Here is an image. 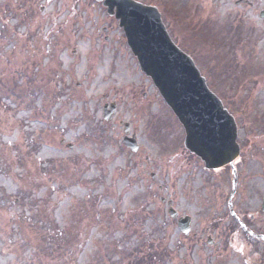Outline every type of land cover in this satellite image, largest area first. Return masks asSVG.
<instances>
[{"label":"rangeland","instance_id":"374dc122","mask_svg":"<svg viewBox=\"0 0 264 264\" xmlns=\"http://www.w3.org/2000/svg\"><path fill=\"white\" fill-rule=\"evenodd\" d=\"M140 1L159 7L176 41L238 117V165L250 189L263 194L264 166L258 168L253 148L257 131L264 132V100L257 82L243 95L236 83L226 89L232 70L224 65L222 36L245 34L253 23L259 28L264 0H252L253 7L236 0ZM241 41L261 64L249 71L238 64V73L256 81L264 48L252 35ZM123 46L129 51L118 22L94 0H0V264L241 263L237 252L218 262L169 218L163 196L194 217L195 230H205L206 172ZM110 102L118 113L108 123L103 106ZM125 122L137 136V155L121 145ZM63 138L76 148L62 145Z\"/></svg>","mask_w":264,"mask_h":264},{"label":"water","instance_id":"95a60500","mask_svg":"<svg viewBox=\"0 0 264 264\" xmlns=\"http://www.w3.org/2000/svg\"><path fill=\"white\" fill-rule=\"evenodd\" d=\"M109 11L117 7L129 44L142 69L150 75L187 130V146L204 149L208 167L220 164L223 157L236 150V125L211 93L192 59L169 37L154 7L135 0H105ZM172 214L176 212L172 210ZM189 217L180 219L179 227L189 233Z\"/></svg>","mask_w":264,"mask_h":264},{"label":"flooded vegetation","instance_id":"af4514ba","mask_svg":"<svg viewBox=\"0 0 264 264\" xmlns=\"http://www.w3.org/2000/svg\"><path fill=\"white\" fill-rule=\"evenodd\" d=\"M217 176H213L212 181L215 183V189L219 192V205L223 207L226 202L227 213L225 215L220 216V212L215 211L218 214V221L224 220L223 226H226L230 229L235 228L237 225H240L243 230L246 232L249 240L259 241L264 243V223L261 221V217H257L253 214L248 216L247 211L242 207L244 203V197H248L247 190L243 185V182L235 181V185L233 188L229 189L226 187V181L223 177V173L216 174ZM222 190L225 191L224 197H222ZM252 200V199H251ZM264 213V212H262ZM218 225H211L206 227V232L209 234H213L215 239L218 242H215L211 235H209L212 239L211 248H214V252L218 255L223 253V248L225 243H227L230 248L242 249L246 253V244L243 243L240 239L230 236H223L220 239L218 234ZM260 230V231H259ZM199 234L195 233L194 238H198ZM220 250L222 253H220ZM247 257V258H246ZM242 259L243 264H264V246L260 249L259 246H254L251 244L250 248L247 250V256ZM221 259V258H219ZM226 259V257H225Z\"/></svg>","mask_w":264,"mask_h":264},{"label":"bare ground","instance_id":"6f19581e","mask_svg":"<svg viewBox=\"0 0 264 264\" xmlns=\"http://www.w3.org/2000/svg\"><path fill=\"white\" fill-rule=\"evenodd\" d=\"M261 87L264 88V83H261ZM263 99H264V90H263ZM32 180L34 181L35 179L33 178Z\"/></svg>","mask_w":264,"mask_h":264}]
</instances>
